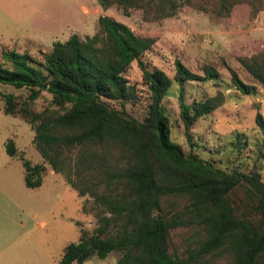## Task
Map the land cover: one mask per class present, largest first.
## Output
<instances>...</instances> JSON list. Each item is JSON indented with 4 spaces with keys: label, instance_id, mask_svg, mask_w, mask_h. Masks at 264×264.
I'll use <instances>...</instances> for the list:
<instances>
[{
    "label": "trees",
    "instance_id": "obj_1",
    "mask_svg": "<svg viewBox=\"0 0 264 264\" xmlns=\"http://www.w3.org/2000/svg\"><path fill=\"white\" fill-rule=\"evenodd\" d=\"M152 0H99L103 10L117 4L126 10ZM161 0L159 5L161 7ZM244 0H220L219 12L229 14ZM98 32L81 39L72 34L54 41L37 61L23 52L5 49L0 61V83L26 88L17 102L2 93L3 111L20 115L34 131L32 143L53 172L61 174L79 196L89 195L103 211L94 234L64 248L58 264L83 263L92 256L104 259L115 250V264H202L223 258L226 264H264V180L259 172L225 171L195 153H185L170 137L163 100L173 83L179 87V116L187 139L193 123L222 105V92L185 102V83L219 77L212 66L203 74L191 71L179 59L169 77L159 68L148 69L140 56L155 42L136 34L108 15L98 17ZM133 61L148 84L150 102L142 121L111 101L128 100L133 88L123 75ZM239 63L264 87V58L239 57ZM230 81L241 93L256 92L228 68ZM45 86V88H43ZM45 91L50 102L41 111L34 101ZM257 124L264 128L261 114ZM74 152L72 156V152ZM9 156L17 154L8 143ZM24 183H42L43 164L21 157ZM121 222L118 236L103 238ZM189 228L196 244L187 256L170 251L172 232ZM212 262V261H211Z\"/></svg>",
    "mask_w": 264,
    "mask_h": 264
},
{
    "label": "rangeland",
    "instance_id": "obj_2",
    "mask_svg": "<svg viewBox=\"0 0 264 264\" xmlns=\"http://www.w3.org/2000/svg\"><path fill=\"white\" fill-rule=\"evenodd\" d=\"M161 0L142 2L141 7L124 10L112 4L106 10L99 0H0V61L2 50L27 52L37 61L52 49L54 41H65L72 34L81 39L98 32V17L108 15L126 24L136 34L151 36L155 42L140 59L148 69L159 68L169 77L179 59L191 71L203 74L210 65L219 77L185 83V102L222 92L224 101L213 112L197 119L187 139L179 116V87L173 83L163 100L170 122L171 140L187 154L225 171H257L264 180V128L256 122L261 114L264 124V87L239 63V57L264 58V0H244L229 14L220 13V0ZM233 69L256 92H239L230 81ZM134 92L130 99L111 101L142 121L150 102L148 84L136 61L123 72ZM0 92L13 93L17 102L28 95L26 88L0 83ZM50 95L43 91L33 108L41 111L49 105ZM0 97V264H58L64 248L80 240V233L94 234L103 206L89 195L79 196L61 174L35 149L34 131L20 115L3 111ZM8 143L18 149L15 156L6 152ZM76 152H72V156ZM21 157L45 165L38 187L24 183ZM121 222L114 223L103 238L118 236ZM189 228L172 232L170 251L187 256L196 247ZM122 250L111 251L104 259L95 255L81 264H115ZM212 261V262H211ZM71 264H79L73 262ZM202 264H226L223 258L206 259Z\"/></svg>",
    "mask_w": 264,
    "mask_h": 264
},
{
    "label": "crops",
    "instance_id": "obj_3",
    "mask_svg": "<svg viewBox=\"0 0 264 264\" xmlns=\"http://www.w3.org/2000/svg\"><path fill=\"white\" fill-rule=\"evenodd\" d=\"M31 139H32V138H31ZM16 150H17V152H18V149H17V148H16ZM41 158H42V157H41ZM42 161H44L43 158H42ZM30 162H31V161H30ZM32 164H33V163H32ZM35 164H42V163H35ZM43 165H44V164H43ZM44 166H45V165H44ZM24 173H25V170H24ZM44 174H45V172H44ZM44 174H43V175H44ZM42 177H43V176H42Z\"/></svg>",
    "mask_w": 264,
    "mask_h": 264
},
{
    "label": "water",
    "instance_id": "obj_4",
    "mask_svg": "<svg viewBox=\"0 0 264 264\" xmlns=\"http://www.w3.org/2000/svg\"><path fill=\"white\" fill-rule=\"evenodd\" d=\"M43 88H45V86H43Z\"/></svg>",
    "mask_w": 264,
    "mask_h": 264
}]
</instances>
